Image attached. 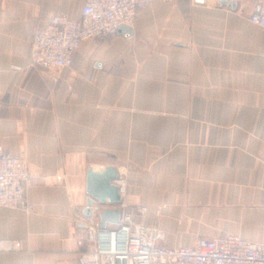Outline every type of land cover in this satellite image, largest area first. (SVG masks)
<instances>
[{
  "label": "crops",
  "instance_id": "1",
  "mask_svg": "<svg viewBox=\"0 0 264 264\" xmlns=\"http://www.w3.org/2000/svg\"><path fill=\"white\" fill-rule=\"evenodd\" d=\"M217 1L154 0L132 36L85 41L47 70L29 66L33 35L84 0H0V143L26 155L33 206L0 207V264L93 253L78 225L91 167L118 168V208L165 246L227 232L264 244V28L249 20L258 0Z\"/></svg>",
  "mask_w": 264,
  "mask_h": 264
},
{
  "label": "built area",
  "instance_id": "2",
  "mask_svg": "<svg viewBox=\"0 0 264 264\" xmlns=\"http://www.w3.org/2000/svg\"><path fill=\"white\" fill-rule=\"evenodd\" d=\"M153 2L84 0L79 18L68 13L52 15L46 27L33 35L29 66L47 70L70 67L75 52L85 41L98 45L103 37L116 36L123 26L133 29L138 13ZM207 4L216 6L218 1L207 0ZM258 5L249 20L264 28V0H258ZM64 180V176L58 177L59 182ZM30 183L26 155L14 156L0 143V207L33 212L27 199ZM116 184L123 196L127 191L126 180L119 178ZM86 207L93 209L92 206ZM147 210V206H139L136 211L144 214ZM83 220L88 225V237L95 248L92 254L82 258V264H264V244L231 232L200 238L194 245L168 247L162 244L165 233L159 225L138 223L135 211L123 210L120 225L110 233L107 249L103 247L97 213L94 211Z\"/></svg>",
  "mask_w": 264,
  "mask_h": 264
},
{
  "label": "water",
  "instance_id": "3",
  "mask_svg": "<svg viewBox=\"0 0 264 264\" xmlns=\"http://www.w3.org/2000/svg\"><path fill=\"white\" fill-rule=\"evenodd\" d=\"M226 1H221V4H226ZM120 34L132 36L134 31L127 26L120 28ZM120 178V172L115 166H108L103 170H96L93 167L89 168L87 175L86 193L88 195L87 206L83 217H90L95 211L98 213L99 232L101 233L103 247L109 248L112 228L109 225L118 227L121 223L122 210L118 208L122 204V194L116 182ZM78 225L88 228L87 223L82 219ZM114 228V229H115Z\"/></svg>",
  "mask_w": 264,
  "mask_h": 264
}]
</instances>
